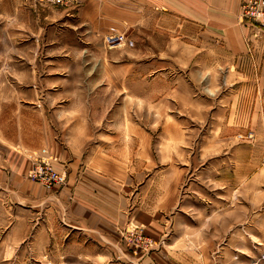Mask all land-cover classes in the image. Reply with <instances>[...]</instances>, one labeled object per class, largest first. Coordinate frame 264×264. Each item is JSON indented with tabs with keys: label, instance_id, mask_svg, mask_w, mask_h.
I'll list each match as a JSON object with an SVG mask.
<instances>
[{
	"label": "rangeland",
	"instance_id": "obj_1",
	"mask_svg": "<svg viewBox=\"0 0 264 264\" xmlns=\"http://www.w3.org/2000/svg\"><path fill=\"white\" fill-rule=\"evenodd\" d=\"M83 1L0 0V153L11 157L10 144L29 163L19 190L9 175L13 191L0 188V264H264V161L246 179L255 167L243 146L263 155L264 126L256 123L264 124V80L257 82L262 96H255L254 74L264 32L242 36L245 53L235 63L210 64L202 54L199 64L197 50L175 33L136 27L82 40L43 18ZM14 8L24 13L6 26L1 13ZM106 35L123 39L110 47ZM79 39L86 46L74 42ZM115 70L113 93L101 77ZM124 71L135 74L133 86ZM101 101L106 112L83 111ZM210 105L221 107L213 123ZM82 119L89 147L102 153L100 165L119 173L117 196L110 201L103 192L113 207L100 206L97 217L76 208L66 213L57 197L66 171L38 150L52 138L79 147ZM70 121L78 122L68 127ZM19 143L35 151L24 152ZM79 151L73 155L84 154ZM111 154L115 160L107 165ZM38 161L62 171L64 185L46 189L31 181L28 171ZM79 221L84 229L76 228Z\"/></svg>",
	"mask_w": 264,
	"mask_h": 264
},
{
	"label": "crops",
	"instance_id": "obj_2",
	"mask_svg": "<svg viewBox=\"0 0 264 264\" xmlns=\"http://www.w3.org/2000/svg\"><path fill=\"white\" fill-rule=\"evenodd\" d=\"M6 1L13 2L15 0ZM239 1L240 0H84L80 7L74 11L62 9L52 10L47 12L45 16L43 15V18H46L51 23H60L65 29L69 28L75 31V34H81L79 35L80 38L86 35V37H89L91 40H100L101 36L105 33L133 32L137 29L136 27L148 32L157 31L161 36H163V34L166 36L175 33V35L182 37V41L190 43L192 49L197 50L196 57H193L194 63L200 64L199 55L207 54L210 59L205 61L208 62L210 60V64H230L235 63L238 59L236 57L240 55L244 56L245 53V42H243L242 36L244 33L248 32V29L246 26L240 24V17L238 15ZM9 11L10 12L3 11L1 13L3 19H5L6 26H9L11 23H16V17L24 13V9L22 8H14L13 12L12 10ZM10 18L11 20H9ZM36 25H38L37 21ZM82 40H84V38ZM54 41L55 38H50V45H52V47H54ZM173 41L176 47L180 46L176 40ZM74 42H80L79 44L85 45V43H83L84 41H81V39ZM186 43L182 45L187 46ZM90 46L91 45L87 47L89 48ZM261 47V54L257 57V59H259V70L258 73L254 74L256 81L254 94L258 97L263 94L257 82L263 84L264 80V40L261 42ZM119 76L120 71L115 70L105 73L101 78L108 81L109 87L112 88L111 90L114 93L119 89ZM121 76L123 79L128 76L126 80H130V77H132V83L130 84L132 86L134 85V73L131 74L129 71H124ZM227 76L228 74L225 75V79ZM241 79L245 80L246 75ZM173 93L175 96L179 93L176 86L174 87ZM110 96L112 97V95ZM176 107H179V105ZM250 107H252L251 104ZM255 107L256 105L254 104V110L257 109ZM222 108H224V106H222ZM230 108L229 111H236L234 106ZM84 110L106 112L107 107L104 108L101 101L95 108L87 105L86 109L83 108V111ZM220 110L221 107L215 108L210 105V118L212 123L218 117V112H220ZM79 112H81V109ZM224 118L225 116L222 117V120ZM69 119L73 120L72 118ZM77 122L78 121H70L68 127H75ZM89 123H92V121ZM225 125L227 124H219V127H224ZM256 125L264 126L263 119L260 123H256ZM80 126L83 127V129L79 131L81 143L79 147H69L71 141H66V143L63 144L60 141H56L55 138H52V140H46L45 145L38 148V150H45L47 153L52 154V156L56 158V161L53 163L54 167L56 169L58 168L57 170L64 168L63 170L66 171V185L57 194V197L60 195L62 196L61 201L62 205L66 208V213L69 212V208H76L80 215L97 217V208L100 206L105 204L106 207H113L111 204H108V202L105 203L103 192H105L106 199L108 198L110 201L111 198L117 196L113 188L114 185L119 182V173L117 170L110 169V167H103V165H100L99 161L102 160L100 158L102 153L98 152L96 146H94V148L89 147L87 141L92 136L88 134V126L84 119H82V125ZM90 126L89 124V127ZM92 127L95 126L92 125L91 128ZM1 143L4 144L3 142ZM19 145L24 152L35 151L33 148L31 149V147L22 146L21 143H19ZM81 145H83L82 148ZM259 145L260 148L262 147V149H264V133L259 140ZM243 146L249 149L248 152H246L245 159L250 163L253 162L255 167V170L246 177V179H248L249 176L251 178L257 175L259 166H261L262 161H264V150L263 155H257L258 151L256 152L252 145ZM5 148L7 151L11 152V157H8V155L4 156L0 153V188L9 192L13 191V189H9V181L6 176L9 175L11 178L17 179L14 185L18 189L23 181L19 176L21 177V174L25 172L29 163L26 166L27 154L14 149V146L7 143ZM79 149L83 151L84 154L79 153L77 156L73 155V153H77ZM23 156H25V158ZM78 159H80V161L77 165ZM109 159L110 161L106 162L107 165L108 163L111 165V160H115L112 154ZM18 160L19 162H17ZM263 166L264 164L261 167ZM26 188L35 189L36 187L35 185L27 184ZM24 197L30 198L32 196L25 195ZM114 199L116 200L117 197ZM78 223L79 226L76 228L84 229V227L80 226L83 222L79 221Z\"/></svg>",
	"mask_w": 264,
	"mask_h": 264
},
{
	"label": "built area",
	"instance_id": "obj_3",
	"mask_svg": "<svg viewBox=\"0 0 264 264\" xmlns=\"http://www.w3.org/2000/svg\"><path fill=\"white\" fill-rule=\"evenodd\" d=\"M45 5H61L64 1L77 0H38ZM77 3V2H76ZM243 26H246L249 34L256 36L264 32V0H240L238 13ZM248 32L243 36H248ZM123 37L121 35H106L105 41L111 46L120 45ZM65 174L57 171L48 162H34L28 171L27 177L31 181L39 183L46 189L60 187L65 183Z\"/></svg>",
	"mask_w": 264,
	"mask_h": 264
}]
</instances>
